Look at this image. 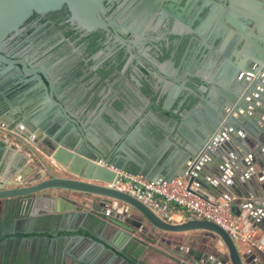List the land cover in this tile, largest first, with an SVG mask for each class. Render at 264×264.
<instances>
[{
    "label": "water",
    "instance_id": "95a60500",
    "mask_svg": "<svg viewBox=\"0 0 264 264\" xmlns=\"http://www.w3.org/2000/svg\"><path fill=\"white\" fill-rule=\"evenodd\" d=\"M195 1L197 12L204 16L202 19L196 14L195 20L201 22V25L194 30L195 42L189 54L183 30L178 33L168 32L166 37H175L178 41L173 60L171 47H164L162 56L165 55L167 59L159 62L158 75L144 81L143 85L148 98L155 97V101L161 105L160 110L166 115L169 111L173 117L169 121L175 123L184 119L189 108L194 109L200 105L199 100H203L204 95L201 96L199 92H207V81L199 75H192L188 69L181 75L172 76L163 69L165 63H176L177 68H184L189 61L188 55L192 58L197 47L199 50L194 61L206 57L215 41L223 39L219 29L222 19H231L235 12H239L247 21L257 23L255 11L259 5L264 4V0ZM103 2L0 0V64L11 63L3 56L7 36L18 34L19 27L32 13L43 15L64 7L70 24L89 33L109 26L103 18ZM214 18H217L216 27L207 31V23ZM262 26L264 28V24ZM115 38L121 41L119 35H115ZM143 56L150 62L147 52ZM133 59H130L131 65ZM127 80L139 85L138 91L141 90L142 85L136 77L128 76ZM152 81L161 86L157 97L152 95ZM220 87L224 95L215 104L214 112L208 114L203 127L188 138L181 157L170 170L163 167L153 169L130 158L124 151L130 135H124L122 143L112 149L106 145L108 152L105 153L93 140L105 131H110L109 124L102 117L104 111L100 109L86 112V118L79 123L75 113L55 110L49 106L38 111L49 114L48 127L33 123V130L23 134L16 129L19 123L10 120L2 134L32 157L37 169L33 174L34 182L5 185L4 181H0V245L6 246L9 240L22 244L21 248L10 251L3 258L2 264H35L30 259L29 250V244L34 241L43 244L42 248H38L36 264H65V258L70 256L71 251L70 264H138L134 260L136 252L144 244L135 235L146 231V227L164 234L202 231L213 236L225 251V255L218 258L219 264H264L262 249L253 247L241 253L227 233L212 222H165L128 194L106 186L112 183L116 172L124 171L138 173L155 183L185 177L187 189L191 193L208 201H230L234 216L264 234V32L257 53L238 60L225 71ZM181 90L190 94L180 93ZM45 99L49 104L58 100L52 96ZM172 105L174 109H171ZM112 109L105 113L116 119L114 114L118 112ZM247 111L251 114L253 112L255 119L249 117ZM149 113L155 116L153 111ZM132 120L130 117L116 121L121 130H126ZM3 121L1 117L2 124ZM133 122V130L138 131L137 121L134 119ZM20 125L29 129L27 121ZM247 125L249 131L246 130ZM239 127L246 130L244 143L232 137V132ZM225 137L234 138L232 146L226 144L228 149L221 145ZM4 150L3 147L1 152ZM245 155H249V159L244 160ZM223 159L225 162H222ZM227 170L234 175V179L225 182L222 173ZM239 172L245 173L243 179L237 176ZM62 192L71 197V207L67 211L63 209ZM102 230L104 237L98 235ZM81 231L97 238L98 242ZM9 233L18 235L4 237ZM29 233H47L49 237L29 236ZM190 254L194 259L191 257L183 261L178 255L168 260L172 264H209L204 257L199 260L194 253Z\"/></svg>",
    "mask_w": 264,
    "mask_h": 264
},
{
    "label": "flooded vegetation",
    "instance_id": "af4514ba",
    "mask_svg": "<svg viewBox=\"0 0 264 264\" xmlns=\"http://www.w3.org/2000/svg\"><path fill=\"white\" fill-rule=\"evenodd\" d=\"M103 7L104 21L109 23L105 29L84 33L70 24L68 13L60 9L43 15L32 13L18 34L7 36L3 56L11 63L0 64V118L6 126L10 120L29 123L34 112L49 106L73 113L112 111V107L121 113L151 110L166 120L173 118L169 111L166 115L160 110L155 97L148 98L143 85L158 75L159 62L167 59L162 56L164 47H171L173 60L178 41L166 37L168 32L183 30L189 54L194 30L201 25L196 14L204 16L197 12V2L104 0ZM145 52L151 63L144 58ZM163 69L172 76L187 71L186 65L177 68L176 63L168 62ZM128 76L136 77L142 85L140 91ZM152 83V95L157 97L161 86ZM48 96L58 100L49 104Z\"/></svg>",
    "mask_w": 264,
    "mask_h": 264
},
{
    "label": "crops",
    "instance_id": "0c3cea01",
    "mask_svg": "<svg viewBox=\"0 0 264 264\" xmlns=\"http://www.w3.org/2000/svg\"><path fill=\"white\" fill-rule=\"evenodd\" d=\"M255 19L257 23L250 20L247 21L241 13L235 12L233 18L229 19L225 17V19L221 20L219 29L223 39L221 41H215L212 50L207 53L206 57L194 61L196 53L199 50V47H197V51L186 63V68L190 70L192 75H199L207 81L205 84L207 92H199L201 96L204 95V99L199 100L200 105H197L194 109L189 108L187 113L184 114V119L178 120L179 123L171 122L159 117V115L154 116L147 111L142 112V110L128 113H115L114 117L116 119L111 118L104 112L102 113V117L109 124L110 131L107 130L102 135H98V139H93L94 143L107 153L108 149L106 145H108L109 149H112L113 146L122 143V137L124 135H130L127 145L124 148V151L130 158L138 160L142 165H149L153 169L163 167L164 169L166 168V170H170L181 157L188 138L203 127V122L207 120V115L214 112L215 104L223 97L224 91L221 89L220 84L224 72L228 71L238 60L247 58L257 53L259 50L261 36L264 32L262 26L264 24V4L259 5L256 9ZM216 25L217 18L210 20L206 25L207 31H211ZM247 73L250 72H246L245 74ZM187 85L190 87L189 83ZM180 93L190 94V92H184L183 90H181ZM247 113L249 117L255 119L253 112L251 114L247 111ZM75 115L76 120L81 123L86 118L87 114L75 113ZM137 116H143L145 119L138 121V119H136ZM130 117H132L133 120L135 119V122L137 121V126L139 127L138 131L132 128L134 124L133 120L126 130H121L117 125V119L123 120L129 119ZM234 117L238 120L240 119V117L236 115H234ZM241 117H244V115ZM48 118L49 114L47 113L34 112L29 122V129L20 124L16 126V129L18 133L23 134L33 130L35 124L48 127ZM175 118L178 117L175 115ZM5 128L6 125L0 122V181H4L5 185L34 182L35 179L33 178V174L37 169L35 160L27 155L26 152L11 139H5L6 136L2 134ZM177 129L180 130L177 131ZM248 129L249 127L247 125L246 130L249 131ZM246 130L239 127L236 131L232 132V137L235 139L238 138L239 141L244 143L246 139L245 136L247 135ZM33 133L37 134L36 131H33ZM34 134H31V136ZM234 138L228 139L225 137L222 140V147L228 149L226 144L232 146V139ZM3 147L5 150L1 152ZM249 157V155H245L243 159L247 160ZM222 162H225V160L223 159ZM253 169L255 170L254 167ZM237 174L239 179H243L242 177L245 176L244 172H239ZM222 177H224L225 182L234 179V175L231 174L229 170L224 171ZM207 180L209 182H214L212 179ZM61 194V198L64 200V203H62L63 209L67 211L71 207L70 194L66 192H62ZM169 212L172 223L184 222L183 212L173 206L169 207ZM1 217L2 211L0 208V219ZM8 221L9 219H7V222ZM244 226L250 228L256 237H262L264 235L258 229L252 228L248 224H244ZM146 228V231H141V233L135 235L136 238L144 244L143 251L134 259L138 264H163V261L166 262V264H172L168 259L178 255L183 261H187V258L192 257L190 252L194 253L193 255L199 260L204 257V260L209 262V264H219L218 258H222L225 255V251L223 247L219 245L218 241L205 232L195 231L180 234H164L149 227ZM97 232H99V229ZM57 233L60 234L59 230H57ZM81 233L98 242L97 238L88 235L85 231H81ZM17 235L16 233H9L4 237ZM28 235L45 238L49 237L47 233H29ZM98 235L104 237V230ZM154 238H156V241H154ZM21 246L22 244L10 240L6 243V246L0 245V256L2 255L0 264H2L3 258L7 256L10 251L13 249L15 250L17 247L21 248ZM40 247L42 248L43 244L39 245L36 241L29 244L30 259H32L35 264L38 261V248ZM237 247L241 253L253 249L252 246L241 244L237 245ZM262 250L264 251V247ZM69 254L71 256L73 251ZM199 255H201L200 258L198 257ZM70 256L65 258V264L71 263ZM192 259H194V257H192Z\"/></svg>",
    "mask_w": 264,
    "mask_h": 264
},
{
    "label": "built area",
    "instance_id": "2783aa9c",
    "mask_svg": "<svg viewBox=\"0 0 264 264\" xmlns=\"http://www.w3.org/2000/svg\"><path fill=\"white\" fill-rule=\"evenodd\" d=\"M107 187L124 192L147 206L158 218L170 223L169 207L183 212L184 221L205 220L222 228L236 245L264 247V235L254 236L242 220L232 214L228 200L208 201L194 195L187 189L185 177L155 183L138 173L116 172Z\"/></svg>",
    "mask_w": 264,
    "mask_h": 264
},
{
    "label": "trees",
    "instance_id": "16d2710c",
    "mask_svg": "<svg viewBox=\"0 0 264 264\" xmlns=\"http://www.w3.org/2000/svg\"><path fill=\"white\" fill-rule=\"evenodd\" d=\"M61 10H62V11H66L64 7H62ZM65 13H66V12H65ZM142 251H143V248L140 247V248L138 249V251L136 252V255L139 256L140 253H141ZM137 256H136V257H137Z\"/></svg>",
    "mask_w": 264,
    "mask_h": 264
},
{
    "label": "rangeland",
    "instance_id": "374dc122",
    "mask_svg": "<svg viewBox=\"0 0 264 264\" xmlns=\"http://www.w3.org/2000/svg\"><path fill=\"white\" fill-rule=\"evenodd\" d=\"M154 241H156V238H154Z\"/></svg>",
    "mask_w": 264,
    "mask_h": 264
}]
</instances>
